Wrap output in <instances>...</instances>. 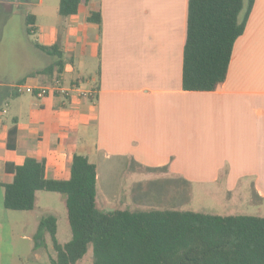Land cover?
Listing matches in <instances>:
<instances>
[{"label":"crops","instance_id":"crops-1","mask_svg":"<svg viewBox=\"0 0 264 264\" xmlns=\"http://www.w3.org/2000/svg\"><path fill=\"white\" fill-rule=\"evenodd\" d=\"M187 1L92 0L67 18L58 16L57 7L55 24L47 25V0H0V9L33 8L32 14H21L23 32L31 15L35 44L59 45L66 87L82 90L87 83L85 91H96L94 101L73 92L37 99L35 91L47 85L45 78L20 82L54 59L36 68L34 61L41 64L46 55L35 44L24 48L7 73L0 68V183L12 181L5 164L19 166L27 158L44 162L47 179L65 180L70 156L77 154L95 165L96 191L105 181V204L125 192L124 183L113 187L107 181L110 174L127 175L130 167L145 173L162 170L165 177L182 182L209 183L224 196L240 185L251 194L245 204L257 205L246 216L264 217V0H254L244 32L233 45L226 79L213 92L182 87ZM90 11H99V27L87 22ZM91 59L98 65L96 77L75 69V60L84 69ZM16 86L23 92L13 91ZM10 98L15 99L11 104ZM8 108L9 123L3 120ZM12 124L15 149L8 150ZM109 161L114 163L103 178L102 167ZM228 211L213 215L238 216ZM7 213L12 222H25L18 213Z\"/></svg>","mask_w":264,"mask_h":264},{"label":"trees","instance_id":"trees-1","mask_svg":"<svg viewBox=\"0 0 264 264\" xmlns=\"http://www.w3.org/2000/svg\"><path fill=\"white\" fill-rule=\"evenodd\" d=\"M92 0H59L58 16L70 17ZM254 0H188L182 87L186 92H213L227 76L235 41L243 34ZM87 22L99 27V11ZM27 15L25 32L32 33ZM36 48L54 61L28 73L47 84L61 80L64 61L59 45ZM14 91V90H13ZM16 126L7 133L6 148L15 149ZM12 181L1 184L3 208L26 213L34 210L37 193L62 196L71 239L56 240L57 220L40 219L34 248L51 243L49 264H77L92 249V264H264V217L217 216L178 210H120L96 208V167L85 156H70L68 178L45 177L44 162L27 158L19 165L5 164Z\"/></svg>","mask_w":264,"mask_h":264},{"label":"rangeland","instance_id":"rangeland-1","mask_svg":"<svg viewBox=\"0 0 264 264\" xmlns=\"http://www.w3.org/2000/svg\"><path fill=\"white\" fill-rule=\"evenodd\" d=\"M47 4L48 6L43 10L46 14L43 23L47 25L55 24V12L59 6V0H47ZM22 9L24 13L29 12L32 14L33 8L31 6ZM21 11L18 7L13 6L0 9V68L3 67L6 73L8 69L14 67L16 57L24 52V48L35 44L38 40L37 35H27L23 32L21 21L23 11ZM49 14L51 18H49ZM22 35L24 36L22 37ZM27 54L30 53L27 52ZM43 60L41 64L38 60L34 61V66L43 68L52 59L43 55ZM75 61V69L79 70L81 74L96 77V66H98L96 65V59L86 60L84 69H79L78 61ZM81 87L82 91H85L90 85L84 83ZM95 99L94 97L91 100L94 101ZM13 101L15 99L10 98L8 102L11 104ZM8 111V115L4 116L3 120L9 123L11 118H9L10 108H8ZM111 161L102 167L104 170L103 178L108 174L105 172L106 168H110L114 163ZM142 171H136L134 168L129 167L127 175L110 174L111 180L107 181L113 187L121 186L124 183L125 192L121 191L120 197H111L106 201L107 204H105L101 195V183L105 181H100L101 183L97 189L96 208L101 212L116 209L135 211L178 210L213 215L227 214L229 207L232 206L236 210H229V213L249 215L256 212L257 205L248 206L245 204V201L248 203L247 197L248 195L251 197V194L247 190H241L240 185L230 196H224L220 188L211 186L209 183H188L173 180L171 177H165L159 173L162 170L152 169L146 173ZM240 192L241 194H239ZM127 193L129 194L126 195ZM2 200L3 195L0 189V264H49V258L53 256L49 238H45L46 249H35L33 236L40 219L45 216H53L57 220L56 240L58 244L62 246L70 241L71 233L66 220V210L62 196L52 193H37L33 214L30 212L15 214L25 219L23 223L14 221L13 217V222L11 221L8 216L11 214H6L7 211L3 210ZM92 262V249L89 247L86 255L77 264H92Z\"/></svg>","mask_w":264,"mask_h":264},{"label":"built area","instance_id":"built-area-1","mask_svg":"<svg viewBox=\"0 0 264 264\" xmlns=\"http://www.w3.org/2000/svg\"><path fill=\"white\" fill-rule=\"evenodd\" d=\"M20 87L21 86H16L14 91L16 93L23 92L24 89L23 88L21 89ZM71 92L75 93L77 95V98L85 99V100H91L96 96L95 90L82 91L77 87V85L66 87L62 79L55 80L50 84L40 87L38 90L35 91V96L37 99H42L50 95L68 96Z\"/></svg>","mask_w":264,"mask_h":264}]
</instances>
